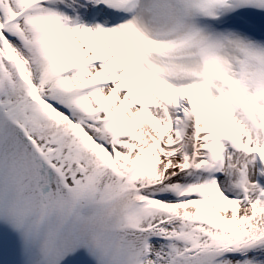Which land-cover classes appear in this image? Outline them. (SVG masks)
<instances>
[{"label": "snow or ice", "instance_id": "snow-or-ice-1", "mask_svg": "<svg viewBox=\"0 0 264 264\" xmlns=\"http://www.w3.org/2000/svg\"><path fill=\"white\" fill-rule=\"evenodd\" d=\"M0 264H264V0H0Z\"/></svg>", "mask_w": 264, "mask_h": 264}]
</instances>
